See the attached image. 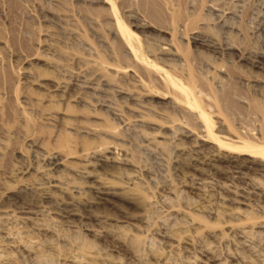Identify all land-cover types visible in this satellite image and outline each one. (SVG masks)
I'll return each mask as SVG.
<instances>
[{
  "label": "rangeland",
  "instance_id": "1",
  "mask_svg": "<svg viewBox=\"0 0 264 264\" xmlns=\"http://www.w3.org/2000/svg\"><path fill=\"white\" fill-rule=\"evenodd\" d=\"M87 1L0 0V264H264V0H114L143 56L135 68L110 57L107 26L89 23L109 16L108 4ZM49 44L81 61L93 47L99 61L133 74L115 82L128 98L103 81L77 90L129 155L117 169L89 168L112 182L113 196L94 193L89 177L56 168L38 149L56 148L47 141L56 125L38 114L27 128L10 123L25 96L49 94L37 87L55 77L43 62L61 59ZM69 83L71 91L79 84ZM173 83L199 107L179 101Z\"/></svg>",
  "mask_w": 264,
  "mask_h": 264
},
{
  "label": "bare ground",
  "instance_id": "2",
  "mask_svg": "<svg viewBox=\"0 0 264 264\" xmlns=\"http://www.w3.org/2000/svg\"><path fill=\"white\" fill-rule=\"evenodd\" d=\"M96 1L97 0H95V3L100 2L102 4L105 3L108 4L109 16L103 17L102 20L97 18L94 19L90 18L89 23L91 26H98L99 30H101L100 28L102 26H107L109 30L108 32H110V34L112 35L111 37L112 43L110 44L109 47L111 53V55L109 54L110 57L114 56V57H118L121 60H127L129 63V66L127 67L135 68L138 67L139 64L143 65L144 60L141 54L139 44L137 40L123 27L120 20L117 18L115 12L114 0H101V1L98 0V2ZM170 2L171 0H162V3L165 5H167ZM90 3L91 4L94 3V0H90ZM59 18H60L59 20H63L65 16ZM181 18H183V20L185 18L189 19V17H186L184 15H182ZM181 18H178V20ZM184 21H187V23L185 22L186 29L190 28L189 30H193V28H196L195 26L197 25L196 24L197 20L195 18H192L191 20L185 19ZM179 31L177 30V32ZM101 38L103 40V37ZM104 42L106 43V41ZM27 43L26 44L24 43L23 46H21L19 45V41H18V47L20 46L26 52H29L31 50V45L29 44L31 43L29 44ZM88 45L89 44L87 43V47ZM107 45L109 46V43L106 44L105 47H107ZM208 47L210 48V46ZM159 48L160 49H158V51L160 53L163 54L165 53V55L168 54L172 58H177L175 51L172 52L167 49H162L161 47ZM46 49L50 51L49 53H55V52L58 53V57L61 58L60 61L54 58H47L43 62L47 70L55 73V77L49 79L48 81L43 79L40 80L41 82L47 81L49 83L44 84L42 82L39 83L37 87L39 90L41 89L46 91V93L49 92V94L48 96H46L44 93L37 90L33 92L31 95L25 96L24 98L27 101V102L24 101L26 102L27 105L26 109L24 108V110L21 111L13 110L11 113L12 119H10L11 121L10 123L16 122L19 123L21 126L27 128L34 125V121L36 119L34 115L38 114L48 125H52V124L56 125L58 128L57 132L47 137V141L55 144L56 148L51 150L48 149L45 151L41 149V147L39 146L38 149H40L47 156H49L48 158H50L51 164L56 166V168L57 166H62L66 170H70L76 173L78 172L79 174L84 175L85 177H89L92 180L91 184L89 185V189L94 193L107 197L113 196L114 195L113 190L115 191V189L113 187L112 182H110L106 178L104 179L98 175L91 174L92 171H89V168L93 167L92 162H96V165L98 163L100 164V166L102 165V167L105 166L112 169H117L121 164H126L128 162L129 155L127 151L123 149L124 147L122 148L120 145L121 141L119 139V134L117 129L107 126L104 120H100L96 118L94 116L95 111L89 108L91 106L88 104V102H86L83 96L82 97L80 96L81 94L77 90L82 89L84 85L91 84L90 82L92 81H98V83L103 81L105 82L106 85L109 84L110 87L112 86V88H114V91L116 90L117 93L124 94V96L128 98L132 95L128 91H126L127 92L126 93L123 91L122 88L121 89L120 87L118 88L115 82L116 79L117 80L127 79V78L130 79L132 78L133 74L132 75L128 74L129 72L127 71V69H124L122 67H117L116 69H113L105 65V63L99 61L100 58L98 56V53L93 47H91L92 51L86 50L89 51L88 53L91 54L87 55L88 57L86 59H83L82 61L75 57H67V55L64 54V52L62 51L59 52V50L56 49V47L53 44L46 45ZM106 53L108 52L106 51ZM68 60L76 61L77 67L75 69H70L67 65ZM182 60L183 63H190V59L187 56V54H185V57ZM124 70H126L128 73L125 72ZM24 75L28 76V78H32L33 72L32 73L25 72ZM70 80L71 81L77 80V82L79 83L78 85L76 84V88H74L76 89L77 92H75L74 89L72 88H71L72 91L70 90L71 87L69 83ZM136 82L137 84L141 85V81L136 80ZM196 82L197 81H195V83ZM169 89L171 90L170 92L179 101H183L185 103H196L199 107V102L201 101L196 100L194 95L191 93V90H184L181 86L176 85L174 83L169 84ZM75 104L76 105L81 104L82 109L79 110ZM61 105L62 107H60ZM180 108H182L181 110H187L184 107H180ZM114 115L117 116V118H119V121L120 119H122V116L116 114V112ZM201 116L204 119V123L206 126L205 128L207 129L208 118L204 114H202ZM262 128L264 130V121L262 123ZM202 133L203 134L201 137L205 139L208 138V132H206L205 134V131H203ZM238 139L236 138L237 141L235 142L229 140L231 141V146L240 144L241 142ZM43 141L44 139L41 138V140H39V144L43 145L44 143ZM202 141L205 142V140L203 139ZM242 144L247 148L254 147L250 142H242ZM212 149L214 148H211V150ZM117 150L120 152L119 154L117 153L118 152ZM217 151L220 152L221 150L217 149ZM260 152L264 156V150H260ZM248 158L251 160L252 156L248 155ZM133 179L134 177L132 175H129L127 177L128 181H132ZM119 188L120 189L118 191L122 192L125 190V187H119ZM80 190L81 188H76L75 192H77L80 195L81 192H83ZM251 229L252 227L242 228L240 231H238V233L239 235L245 236L246 234H248V232L251 231Z\"/></svg>",
  "mask_w": 264,
  "mask_h": 264
}]
</instances>
